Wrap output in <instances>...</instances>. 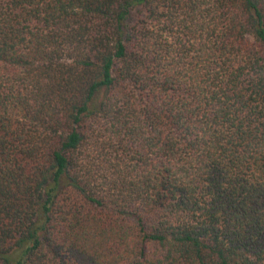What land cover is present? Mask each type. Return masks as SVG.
Here are the masks:
<instances>
[{
  "label": "trees",
  "instance_id": "16d2710c",
  "mask_svg": "<svg viewBox=\"0 0 264 264\" xmlns=\"http://www.w3.org/2000/svg\"><path fill=\"white\" fill-rule=\"evenodd\" d=\"M0 264H264V0H0Z\"/></svg>",
  "mask_w": 264,
  "mask_h": 264
}]
</instances>
